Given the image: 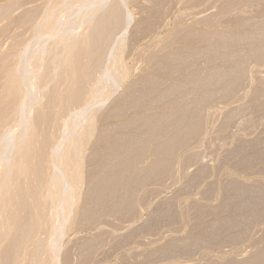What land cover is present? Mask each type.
<instances>
[{
	"label": "rangeland",
	"instance_id": "obj_1",
	"mask_svg": "<svg viewBox=\"0 0 264 264\" xmlns=\"http://www.w3.org/2000/svg\"><path fill=\"white\" fill-rule=\"evenodd\" d=\"M47 1L0 0V99L5 92L3 88L7 83V74L12 68L15 67L17 71L22 67L26 73L25 68L30 67L32 73L31 59L41 51L44 53V42H51L47 48L54 49L55 45L53 47L51 44L56 41L54 38L60 37L46 36L50 39L43 37L46 38L44 41V34L41 33L43 28L37 26V23L44 27V17L50 13L52 15L62 3H68L64 6L67 11L60 7L63 12L58 9L59 11L53 13L54 18L64 13L61 25L64 24L62 26L70 30L68 23H73V31L77 29L86 36L84 38L88 37L86 41L92 38L93 33L90 31L94 30L93 26H97L104 16L111 14L110 23L115 25L111 23L106 29L103 34L107 38L102 35L105 40L99 39V50L95 48L93 57L87 61L91 72L88 85L95 86L96 94L99 88L106 92H99L100 96L103 93L101 98L97 97L95 102L92 101L96 104L106 99L100 105L95 106L89 102L90 106H95L92 109L85 105L88 102H66L57 106L52 102V83L48 87L43 86L44 89L41 86L34 88V83L28 84L27 91V84L24 86L26 89L22 88L25 94L23 96L32 101L25 97L27 106L24 104L22 113H27L30 117L21 113L22 117L30 118L29 120L32 118L31 121L34 122L36 107L48 114V122L42 126V132L38 129V141L48 165L52 166L62 159L58 156L59 151L61 152L58 148L60 143L63 145L66 140L73 142L74 147L71 148L74 152L81 153L76 155L82 160L72 153V149L70 157L69 153L66 156L71 159L74 154L72 156L75 158L72 157L71 160L75 162L77 159L81 163L76 162L81 166L78 170L77 163H73L74 166H71L76 165L77 170L72 168L71 172L69 169L71 174L67 173L69 175L66 177L71 178L81 170L79 175L82 180L80 178L81 181L77 182L78 189L76 184H73L75 189L70 185L75 190V197L67 181L64 184L66 177L61 175V190L68 191L69 186L71 195L74 196L72 199H75V207L71 208L72 199L68 203L72 213L70 209L67 215L71 220H66V213L61 212L63 207L55 201L58 186L54 184L52 177L44 172L41 175L45 179L41 181L39 175L30 174L25 177L26 182L33 187L41 186L43 194L45 193L42 201L46 200L45 197L47 200L42 204L47 206L46 209L43 207L47 215L44 213L41 223L44 224L43 229L46 228L47 221L51 226L49 228L47 224V235L41 229L36 235L40 237H36L39 240L32 241L36 243L34 248L41 245L40 243H43L42 247L44 244L47 247H40L37 256L32 260V242H28L29 245L26 243L18 253L21 255L16 264H264V0H86L87 3L85 0ZM90 3L93 9L89 7ZM75 4L79 8L85 6L83 11L78 10V7L77 10L73 9ZM94 9L97 13L95 12L91 28L90 25L79 27L77 19L80 21V18ZM69 15L72 18L75 16L71 18L72 22ZM35 29H39L40 33ZM38 33L42 39H38ZM16 49L21 53L26 49L28 51L26 50L27 54H21ZM14 52H18L17 62L14 61L16 56L12 55ZM24 56L26 61L23 60ZM19 57L30 66H25L22 60L18 61ZM117 58L121 59V63ZM123 70L126 74L124 76ZM25 76L24 74L25 83H29L30 79L27 81L26 78L32 79V75ZM55 82L56 80L53 84ZM147 83L150 86L154 84V88ZM55 84L53 87L58 86L57 89L64 92L70 82L57 80ZM23 85L24 81L22 87ZM30 86L38 93L30 91ZM28 102L35 105L32 111ZM81 105L84 108L86 106L87 113L94 117L82 112L85 113L82 116L86 117L82 120L79 109H82ZM87 108L91 110L88 112ZM87 116L89 119L94 118V121H90ZM7 118L9 123L6 120V126L1 127L2 129H12L15 124L17 127L21 125L19 132L23 130L25 136L29 135L30 129L23 124L25 121H21L24 118L18 117V121L12 114ZM68 119L71 122L76 119L77 125H74L75 121L73 124L69 121L70 126L65 125ZM137 120L142 122H136ZM71 125L75 128L72 129ZM86 125L91 129L93 125V134L86 137L80 145L75 138L82 134L80 132L86 131ZM67 126L72 130L67 129ZM1 128L0 132H3ZM13 129L12 134L16 132ZM6 130V137H1L3 142L0 138V156L5 155L2 158H7L6 161L10 159L7 163L14 164L17 162L15 159L19 161L15 157V147L18 148L19 145L16 137L18 130L16 129L13 136L9 132L8 135ZM66 132L70 135L75 132V138L73 135H69V138ZM10 135L16 139L15 142L12 138L10 140ZM4 138L7 140L4 141ZM175 138H179V142ZM12 144L16 146L13 147ZM128 145L133 148H128ZM78 146L82 151L76 150ZM12 149L15 155H12ZM8 152L12 153L11 156ZM53 153L58 154V158L55 155L53 157ZM126 160L133 163H126L125 166L123 164ZM1 161L0 170L3 169L5 160ZM37 161V158L32 159V163ZM21 164L26 165V162L22 161ZM45 181H48L51 189L47 183L45 186ZM114 181L115 183H111ZM109 185L111 188H108ZM47 186L49 189H46ZM105 191L107 195L103 197ZM51 197L53 201H50ZM47 201L58 204L56 206L61 208L59 212V207L55 208V204L49 203L54 206L53 209ZM55 217H59L57 221L54 220ZM63 218L66 222L61 221ZM54 228H60L57 229L58 233L56 231L54 234ZM50 244L54 245L53 248ZM47 248L52 249L46 253Z\"/></svg>",
	"mask_w": 264,
	"mask_h": 264
},
{
	"label": "bare ground",
	"instance_id": "obj_2",
	"mask_svg": "<svg viewBox=\"0 0 264 264\" xmlns=\"http://www.w3.org/2000/svg\"><path fill=\"white\" fill-rule=\"evenodd\" d=\"M49 1V0H48ZM47 1V2H48ZM57 1H59L60 2V0H57ZM57 1H55L56 3H57ZM62 1V0H61ZM64 2H65V0H63ZM71 1V0H70ZM86 1V0H85ZM97 1V0H96ZM100 1V0H99ZM51 2V1H50ZM69 2V1H68ZM79 2H84V0H80ZM90 2V1H89ZM92 2V1H91ZM94 2V1H93ZM28 3V2H27ZM55 3V4H56ZM62 3V2H61ZM61 3H59V4H61ZM86 3H87V1H86ZM85 3V4H86ZM64 3H62V6L64 7H66V4H68V3H66L65 2V5H63ZM72 4V3H71ZM70 4V5H71ZM78 4H80V3H78ZM77 4V5H78ZM84 4V5H85ZM24 5V4H23ZM46 5V4H45ZM48 5H50V4H48ZM58 5V4H57ZM76 5V4H75ZM74 5V6H75ZM75 6V7H73V9L75 8V10H77L76 8L78 7L79 8V5L78 6ZM81 5H83V4H81ZM83 5V6H84ZM89 5H91V3L89 4ZM53 6V5H52ZM56 6V5H55ZM59 6V5H58ZM62 6H60L61 7V9H64V10H66L65 9V7L63 8ZM72 6V5H71ZM88 5H86V7H87ZM93 6H95L94 4H93ZM60 7L58 8L59 10H60ZM69 7V6H68ZM85 7V6H84ZM84 7H82V6H80V8L78 9V10H81V11H83L82 9L84 8ZM89 7H91L92 8V5L91 6H89ZM57 8H55V9H57ZM71 8V7H70ZM57 9V10H58ZM87 9V8H86ZM93 9V8H92ZM47 10V9H46ZM52 9H50V11H51ZM56 10V11H57ZM58 10V11H59ZM15 11V10H14ZM25 11V10H24ZM54 11V10H53ZM55 11V12H56ZM61 11V10H60ZM67 11V10H66ZM69 11V10H68ZM100 11V10H99ZM46 12V11H45ZM55 12H53V13H55ZM61 12H63V11H61ZM65 12V11H64ZM74 12V11H73ZM80 12V11H79ZM88 12V11H87ZM95 12L97 13V11H95V9H94V11L92 10V11H90V12H88V13H86V15L85 16H83V18H80L81 20L79 21L78 19H77V21H78V24H80L79 25V27L81 26H89L90 25V28H91V25H92V21L94 20L93 18H95L94 16H95ZM105 12V11H104ZM109 12H110V10H109ZM42 13V12H41ZM53 13H52V15H51V13L49 14V15H47V17L45 18L44 17V19H45V22H42L43 24H44V27H43V25L42 26H40V25H38V23H37V26H39L40 28H43V30H41V33L42 34H44V35H42V38L43 37H50L51 38V36H52V38H54L55 36H58V37H60V38H57L56 37V39L54 38V40H56L54 43H53V40L51 39L50 41H52V43L53 44H51V45H53V47H54V45H55V47H54V49L52 48V50L50 51L49 50V48H51V47H48L47 48V46H48V43H46L45 44V39L47 38H43L44 39V53L41 51V53L39 52V53H37V54H35L34 56H33V54H34V52H33V54H32V56H29V57H32V62H31V64L30 65H32V73L30 72V65H29V63H25L24 61H26L27 59H26V57L24 56L23 57V60L22 59H20V57H19V59H18V61L20 60H22L23 62H24V64H25V66L27 65L29 68H25L22 64H21V66H23L24 68H25V70L27 69V72L25 73L24 72V69L22 68V67H19V69L20 68H22V69H20L21 71H23L22 73H21V71L18 69L17 71H16V68L14 69V68H12L13 70H11L8 74H7V83H6V85H4L5 86V88H3V90L5 91L4 92V94L2 95V97H1V99H0V128L1 127H3L4 125L6 126V123L4 124V122L7 120H9V118H7L8 117V115L10 116L11 114L12 115H14L15 116V118L17 117H20V119L21 118H24V120L23 119H21V121L23 122V121H25V122H23V124L24 125H26L29 129H30V133H29V135H27V136H25L24 134H23V130H21V133L19 132V127H21V125L20 126H18L17 127V125L15 124L16 122H14L13 121V123L15 124V126L13 127V128H15V130L14 131H16L17 132V130H18V135H19V137H18V135H16V137H17V139L19 140V142L18 141H16V142H18L19 143V145H18V148L17 147H15L16 145H14L13 146V144H15V143H13L12 144V146L13 147H15V149H17L16 150V154H17V156L15 155V151L12 149L11 150V152H13V154L12 155H15V157L17 158H19V161H18V159H15L17 162L16 163H14V164H12V163H7V162H9L10 161V159H9V161H6V159H4V158H2V156H5V155H3L2 154V156H0V158H1V160H5L4 161V163H7V164H2V165H4V166H2L3 167V169L2 170H0V172H1V174H0V189H1V195H0V199H1V201H2V204H1V201H0V264H16L17 263V261L19 260V259H17V258H19V255H21V254H19L18 255V253H20L19 251L22 249V247L24 246V245H26V243H28V242H32V241H35L36 239H38V238H40V237H38V236H36L37 235V233L41 230V229H43V226H44V224L42 225V219L41 218H43V216H44V213H45V210H44V208L46 209V207L47 206H43V204L42 203H44V202H46V200H47V197H45L46 198V200H44V202L42 201L43 199H42V197H44L43 195L45 194H43V190L40 188V187H33V186H31L28 182H26L25 181V177H27V175H30V174H34L35 176H37V175H39V179H40V181L41 180H44L43 179V177H42V173L44 172L46 175H50L51 177H52V179H53V181H54V184H57V186H58V191L56 192V194H57V196H56V198L54 197V195H55V193H54V195H53V197L56 199H54L56 202H59V206L61 207H63V209H62V213L63 212H65L64 214L66 215H64L65 217H66V220H67V218H68V215H67V213L69 212V210L75 205V204H73L75 201V199H72V198H74V196L76 197L77 195L75 194V188H74V185H75V187L78 185L77 184V182L79 181H81L82 180V178L80 177V175H81V170H80V173H79V171L78 172H76L77 173V175L75 174V176L73 175L71 178H69V177H66V175H69V174H67V173H70V172H68V170L69 171H71V172H73L72 170V168H75V170H77L76 169V167L78 166V170H79V167L81 166V165H79L77 162H80V161H77V159L75 160V162H74V160H71L72 159V155H74V154H72L71 155V159H69L67 156V153H69V157H70V153H71V149L73 150V152L72 153H75V156H77L78 157V159H81V158H79V156L78 155H76V153H78V151H76V152H74V149L73 148H71V147H74L73 146V142L72 143H69V141L68 140H66V139H68V137H69V135L70 134H68V132H66L67 134V138L65 139L67 142H65V143H63V145H61V143H60V147H58V148H60L59 150H61V152L59 151V153H60V155H58V154H52L53 155V157H54V155L55 156H60V158H62L59 162H58V160H57V163H55L54 165H52V166H49L48 165V160L46 159V157H45V155H44V151H43V148H42V146L40 145V143H39V141H38V135L42 132V126L44 125V124H46L48 121H47V113L45 112V111H43L41 108H39V107H36L35 108V112H36V119H35V121L34 122H32L31 120H32V118H31V120H29L27 117H22V114L23 115H27L28 117H30V115H28L27 113L26 114H24V113H22L23 112V109H22V107L24 106V104H26L27 103V101H26V103H25V101L24 100H26L25 99V97L23 96V95H25V94H23V90H22V88H24V86H25V84H27V89L26 88H24V89H26L25 91H27L28 90V84H30V83H34L35 84V86L36 87H34V88H36L37 89V86H41L43 89L46 87V85H47V87L48 86H50L49 84L50 83H52V88H53V91L51 90V92H52V102L55 104V105H57V106H60V105H62V104H64V103H66V102H69V103H72V104H85L84 102H88L87 104H85V105H87L88 107H95V106H97V105H100L99 103H101V102H103V101H105V100H103V101H101V102H99V103H94L95 102V100H96V98L98 97H100L101 98V96L103 95V93H102V95L100 96L99 94L103 91V90H101L100 91V88H99V92H98V94H96L95 93V86L94 87H90L89 85H88V82H89V79H90V76H91V72H90V69H89V66H88V60L90 59V58H92L93 57V51L95 50V48L96 49H98L97 48V44H98V41L100 42V38H102L103 36H105L103 33L105 32L106 33V29H108L109 27H110V24L111 23H113V22H111L110 23V20H112V17H110V16H112L110 13V15H107V16H104V18L102 19V20H100V22L97 24V26H93L94 27V30H92V31H90V32H92L93 33V36H92V38L90 39L91 41L89 42V39H88V41H86L87 40V38H84V37H86V36H83V34H80L79 33V31L76 29V28H74V29H76V30H74L75 32H77L76 34H75V32L73 31V26L74 25H72L71 23H68V21H67V18L65 19L67 22L66 23H68V25L69 26H71V28H70V30L69 29H65L63 26H64V24H62L61 25V21H62V14H64V13H60V12H57V13H60L61 15L60 16H57V18H54V15H53ZM67 13V12H66ZM78 13V12H77ZM5 14V13H4ZM29 14V13H28ZM80 15H81V12L79 13ZM83 14H85V13H83ZM105 14V13H104ZM32 14H30V16H31ZM56 15H59V14H56ZM55 15V16H56ZM68 15V14H67ZM101 15V14H100ZM35 16V15H34ZM97 16V15H96ZM29 17V16H28ZM40 17V16H39ZM16 18V17H15ZM27 18V17H26ZM68 18H70V20H71V18H72V16L70 17V15H69V17ZM73 18H75V16L73 17ZM72 18V19H73ZM111 18V19H110ZM43 19V18H42ZM20 20V19H19ZM14 21V20H13ZM17 21V20H16ZM27 21V20H26ZM71 22H72V20H71ZM108 22H109V24H108ZM27 23V22H26ZM40 23H41V21H40ZM64 23V22H63ZM77 22H76V20H75V22H74V24H76ZM114 25H115V23H113ZM112 24V25H113ZM66 25V24H65ZM94 25V24H93ZM95 25H96V23H95ZM108 25V26H107ZM37 26H35V27H37ZM69 26L67 27V28H69ZM76 27H77V24L75 25ZM20 27V26H19ZM38 27V28H39ZM66 27V26H65ZM92 27V28H93ZM96 27V28H95ZM11 28V27H10ZM15 28V27H14ZM37 29H35V31H36ZM35 31H33V32H35ZM39 33H40V31H39V29L37 30ZM85 31V30H84ZM38 33V35H40ZM80 35H79V34ZM2 34V33H1ZM59 34H61V35H59ZM86 35V34H85ZM89 35H91V34H89ZM103 35V36H102ZM107 35V34H106ZM214 35V34H213ZM252 35V34H251ZM5 36H6V34H5ZM24 36V35H23ZM54 36V37H53ZM36 37H38L37 36V34H36ZM106 37V36H105ZM109 37V36H108ZM218 37V36H217ZM5 38V37H4ZM41 38V35H40V38H38V39H42ZM50 38H47V39H50ZM104 38V37H103ZM102 38V39H103ZM107 38V37H106ZM241 38V37H240ZM248 38V37H247ZM34 39V38H33ZM233 39V38H232ZM243 39H245V38H243ZM37 40V39H36ZM103 40H105V39H103ZM107 40V39H106ZM222 40V39H221ZM238 40V39H237ZM248 40V39H247ZM47 41V40H46ZM219 41V40H218ZM251 41V40H250ZM39 42V41H38ZM37 42V43H38ZM104 42V41H103ZM236 42V41H235ZM17 43V42H16ZM51 43V42H50ZM49 43V44H50ZM107 43V42H106ZM248 43V42H247ZM256 43V42H255ZM41 45H42V43H40ZM103 44H105V43H103ZM16 45V44H15ZM38 45H39V43H38ZM50 45V46H51ZM101 45V44H100ZM237 45V44H236ZM239 45V44H238ZM215 46V45H214ZM26 47V46H25ZM25 47L23 48V49H25ZM122 47V46H121ZM256 47V46H255ZM29 49H31L30 48V46L28 47ZM27 48V49H28ZM40 48H42V46L40 47ZM26 49V50H27ZM46 49H48V50H46ZM16 50H18V52L19 53H21L20 52V50L19 49H16ZM26 50L24 51H22V53L21 54H23V53H25V54H27L26 53ZM48 51V52H46V51ZM99 50V49H98ZM120 50V49H119ZM211 50V49H210ZM28 51V50H27ZM30 51V50H29ZM32 51H33V49H32ZM96 51V50H95ZM121 51V50H120ZM18 52H14L12 55L15 57L16 56V59L14 60V61H16L17 60V57H18V55H17V53ZM37 52V51H36ZM97 53V52H96ZM10 54V55H11ZM115 54V53H114ZM6 56V55H5ZM23 56V55H22ZM115 56V55H114ZM245 56V55H244ZM243 56V57H244ZM10 57V56H9ZM117 57H119V56H117ZM113 58V57H112ZM120 58V57H119ZM119 58H117L118 60H119V62H120V60L121 59H119ZM26 59V60H25ZM117 59H116V61H117ZM173 59V58H172ZM21 61V62H22ZM175 61V60H174ZM17 62V61H16ZM28 62V61H27ZM240 62V61H239ZM121 63V62H120ZM17 64H19V63H17ZM119 65H121V64H119ZM18 67V66H17ZM116 67H118V66H116ZM120 67L121 66H119V69H120ZM118 69V68H117ZM231 69V68H230ZM29 70V71H28ZM221 70V69H220ZM232 70V69H231ZM18 71H20V72H18ZM121 72V71H120ZM119 72V73H120ZM218 72H219V70H218ZM239 72V71H238ZM123 75L122 76H124V75H126L125 74V72H124V70H123ZM235 73V72H234ZM24 74L26 75V76H28V74H31L32 76V79L29 77V78H26L27 79V81L30 79V81H29V83H25V78L23 77L24 76ZM121 74V73H120ZM4 75H6V74H4ZM116 76H117V74H115ZM213 75V74H212ZM234 75V74H233ZM245 75V74H244ZM25 76V77H26ZM217 76V75H216ZM228 76V75H227ZM242 76V75H241ZM215 77V76H214ZM1 78V77H0ZM5 78H6V76H5ZM4 78V79H5ZM114 78V77H113ZM123 78V77H122ZM121 79V78H120ZM124 79H126V78H124ZM235 79V78H234ZM31 80L33 81V82H31ZM56 80V82H57V80L58 81H65V80H69V82H70V84H67L66 86H68V88H65L64 90V92L62 91L61 92V90L59 91L57 88H58V86H57V88L56 87H53V85H55L56 86V82L53 84V81H55ZM123 80V79H122ZM213 80V79H212ZM222 80V79H221ZM236 80V79H235ZM23 81H24V85H23V87H22V84H23ZM224 81V80H223ZM232 81V80H231ZM230 81V82H231ZM151 82V81H150ZM195 82V81H194ZM213 82V81H212ZM211 82V83H212ZM214 82H217L215 79H214ZM58 83H60V82H58ZM67 83V82H66ZM154 83H155V81H154ZM198 83V82H197ZM200 83V82H199ZM235 83V82H234ZM234 83H233V85H234ZM3 84V83H2ZM33 84V85H34ZM65 84V83H64ZM148 84V83H147ZM153 84V83H152ZM156 84V83H155ZM59 85V84H58ZM60 85H61V83H60ZM115 85V84H114ZM149 86H150V84H148ZM148 85H146L147 87H149ZM154 85V84H153ZM150 86V87H153L154 88V86ZM212 85V84H211ZM229 86H230V84H228ZM241 85V84H240ZM43 86H45V87H43ZM62 86V85H61ZM65 86V87H66ZM97 86V85H96ZM156 86V85H155ZM216 86V85H215ZM220 86V85H219ZM31 87V86H30ZM33 87V86H32ZM32 87L30 88V89H32ZM39 87H38V90H40L41 91V89H39ZM63 87H64V85H63ZM146 87V88H147ZM159 87H160V85H159ZM231 87H232V83H231ZM231 87L229 88V89H231ZM55 88V89H54ZM157 88H158V86H157ZM36 89H32V90H30V91H36ZM51 89V88H50ZM101 89H102V86H101ZM104 89H106V86L104 87ZM149 88H147V90H148ZM151 89V91H152V88H150ZM158 89H160V88H158ZM157 89V90H158ZM174 89V88H173ZM176 89V88H175ZM200 89V88H199ZM225 89V88H224ZM47 90H49V88L47 89ZM97 90V89H96ZM129 90H131L132 91V89H129ZM154 90V89H153ZM156 90V91H157ZM161 90V89H160ZM24 91V93H26ZM39 91V92H40ZM173 91H175V90H173ZM37 92V91H36ZM35 92V93H36ZM47 92V91H46ZM97 92V91H96ZM104 92V91H103ZM149 92V91H148ZM153 92V91H152ZM160 92V91H159ZM3 93V92H2ZM28 93V92H27ZM34 93V92H33ZM38 93V92H37ZM48 93V92H47ZM46 93V94H47ZM104 93H106V92H104ZM146 94H147V92H145ZM157 93V92H156ZM229 93V92H228ZM44 94H45V92H44ZM151 94V93H150ZM164 94V93H163ZM43 95V94H42ZM97 95H99V96H97ZM106 95V94H105ZM143 95V94H142ZM142 95H141V99L143 98L142 97ZM161 95H162V93H161ZM33 96L34 97H36L34 94H33ZM107 96H108V93H107ZM110 96V95H109ZM39 97V96H38ZM37 97V98H38ZM27 98V97H26ZM36 98V99H37ZM99 98V99H100ZM137 98V97H136ZM39 99H40V97H39ZM27 100H30V98H27ZM38 100V99H37ZM34 101H35V99H34ZM33 101V102H34ZM92 101H94V102H92ZM30 102H32L31 100H30ZM89 102H91V104L93 105V103H94V105L95 106H90V104H89ZM39 103V102H38ZM28 104H29V102H28ZM31 104H33V105H30V108H31V110L30 111H32V107L33 106H35V105H37V103H36V101H35V105H34V103H31ZM25 106H27V104L25 105ZM24 106V107H25ZM39 106V105H38ZM81 107H82V105H81ZM198 107V106H197ZM85 108H86V106H85ZM84 108V106L82 107V109L84 110L85 109ZM90 108H87V109H89L88 110V112L92 109H90ZM26 109H27V107L25 108V111H26ZM28 109H29V106H28ZM80 110H81V113L82 112H86L87 113V111H86V109H85V111H82V109L81 108H79ZM121 109V108H120ZM122 110V109H121ZM198 110V109H197ZM24 111V112H25ZM28 112H29V110H27ZM79 111V110H78ZM78 111H76V113H77V115L79 116L80 114H78L79 112ZM199 111V110H198ZM200 111H201V109H200ZM193 112V111H192ZM22 113V114H21ZM75 113V114H76ZM31 114H32V112H31ZM85 115V113H82L80 116H82V115ZM88 114V113H87ZM93 114V113H92ZM196 114V113H195ZM90 115H91V113H90ZM89 114H88V116H90ZM190 115V114H189ZM77 116V117H78ZM88 116H87V118H88ZM92 116V115H91ZM32 117V116H31ZM35 117V116H34ZM33 117V118H34ZM77 117H76V119H77ZM83 117H85V116H82V118ZM92 117H94V116H92ZM86 118V117H85ZM90 118V117H89ZM88 118V119H89ZM197 118H199V117H197ZM20 119L18 118V121H20ZM28 119V120H27ZM75 119V120H76ZM81 119V118H80ZM88 119H86V121L88 120ZM93 119V120H92ZM140 119V118H139ZM152 119V118H151ZM150 119V120H151ZM189 119V118H188ZM75 120H73V121H75ZM82 120H85L84 118L82 119ZM90 121L92 120V122L94 121V118H91V119H89ZM162 120V119H161ZM6 121V122H7ZM70 120L68 119V121L65 123V125H67L68 124V122H69ZM72 121V122H73ZM141 122H142V120H140ZM139 120H137L136 122H140ZM149 121V120H148ZM162 121H164V120H162ZM71 122V121H70ZM70 123V124H73V123ZM76 122V121H75ZM79 122H80V120H79ZM165 122V121H164ZM8 123H9V121H8ZM7 123V124H8ZM12 123V124H13ZM77 123L78 122H76V123H74V125H77ZM84 123V122H83ZM88 122H86V124H87ZM95 123V122H94ZM93 123V125H94V127H95V124ZM133 123V122H132ZM148 123V122H147ZM149 123H152V121L151 122H149ZM148 123V124H149ZM200 123V122H199ZM11 124V125H12ZM19 124V123H18ZM70 124H68L69 126H70ZM90 124V123H89ZM88 124V125H89ZM23 125V126H24ZM80 125V124H79ZM78 125V126H79ZM93 125H92V129H91V127H89L88 126V128H87V125L85 126V130L86 131H82V132H80V133H82L81 135L80 134H78V137H77V135H76V138L74 137V135H75V132H74V135L72 134V132L74 131H72L71 132V134L73 135V138H75V140L76 139H78V143L81 145V142L86 138V137H89L91 134H93L92 132H93V130H94V127H93ZM128 125H129V123H128ZM134 125V124H133ZM8 126V125H7ZM25 126V127H26ZM78 126H76V127H78ZM83 126V125H82ZM130 126V125H129ZM145 126V125H144ZM143 126V127H144ZM150 126V125H149ZM65 127V126H64ZM71 127H72V129H74L73 128V126L71 125ZM71 127H68L67 126V129L68 128H70L71 129ZM80 127V126H79ZM140 127V126H139ZM191 127V126H190ZM7 128V127H6ZM11 128V127H10ZM9 128V129H10ZM22 128V127H21ZM40 128V130H38ZM189 128V127H188ZM4 129V130H3ZM1 128V130L3 131V132H0V133H2L1 135H0V138L3 136V137H6V136H4L5 134V127L4 128ZM7 129L6 131V133L8 134V132H9V134L12 132V129ZM17 129V130H16ZM71 129V130H72ZM77 129V128H76ZM80 130H81V127H80ZM188 130V129H187ZM13 131V132H14ZM38 131H40V133L38 134ZM69 131V130H68ZM77 131H79V130H77ZM190 131V130H189ZM195 131V130H194ZM16 132H14V133H16ZM13 133V134H14ZM8 134V135H9ZM13 134L11 133V135L13 136ZM188 134V133H187ZM186 134V135H187ZM11 135H10V140H12L13 138L11 137ZM66 135L65 136H63V137H66ZM72 135H70V137H72ZM80 135V136H79ZM178 136V135H177ZM9 136H7V138H8ZM69 137V138H70ZM134 137V136H133ZM180 137V136H179ZM12 138V139H11ZM134 138H136V137H134ZM177 138V137H176ZM174 139V140H178V139ZM186 138V137H185ZM133 139V138H132ZM173 139V138H172ZM180 139H181V137H180ZM4 141L5 140H7V139H3ZM10 140H8V141H10ZM14 140H16V139H13V142H15ZM71 140H72V138H71ZM74 140V139H73ZM72 140V141H73ZM130 140H131V138H130ZM134 140V139H133ZM136 140H137V138H136ZM135 140V141H136ZM75 141V143H77ZM170 141V140H169ZM1 142H3L2 141V138H1ZM12 142V141H11ZM133 142V141H132ZM177 142V141H176ZM175 142V143H176ZM178 142H179V140H178ZM6 143H8L7 141H6ZM136 143H137V141H136ZM10 144V143H9ZM17 144V143H16ZM135 143H133V145H134ZM172 144V143H171ZM58 145V144H57ZM79 145V146H80ZM7 145H5V147H6ZM11 146V147H12ZM78 146V149H76V150H79V151H82V149L80 148ZM129 146L130 145H128V148H129ZM132 146V145H131ZM130 146V147H131ZM173 146V145H172ZM8 147V146H7ZM9 147H10V145H9ZM61 147H62V149H61ZM54 148V149H55ZM131 148H133V147H131ZM6 149H8V148H6ZM5 149V151H8V150H6ZM81 149V150H80ZM120 149H121V147H120ZM137 149V148H136ZM170 149V148H169ZM125 150H127V149H125ZM131 150V149H130ZM141 150V149H140ZM4 151V150H3ZM4 151V152H5ZM132 151H133V149H132ZM10 152V151H9ZM9 152H8V154H9ZM53 152V151H52ZM55 152V151H54ZM129 152H131V151H129ZM0 153H2V151L0 152ZM6 153V152H5ZM4 153V154H5ZM80 153V152H79ZM78 153V154H79ZM135 153H136V151H135ZM137 153H138V151H137ZM11 154H9L10 156H11ZM81 154V153H80ZM139 154H140V151H139ZM67 155V156H66ZM58 156H57V158H58ZM75 156L73 157V159L75 158ZM50 157V156H49ZM52 157V158H53ZM67 157V158H66ZM76 157V158H77ZM80 157H82V156H80ZM140 157V156H139ZM13 158V157H12ZM11 158V161L13 162V159ZM33 158H37L38 159V161L36 162V163H32V159ZM51 158V159H52ZM56 158V157H55ZM54 158V159H55ZM130 158V157H129ZM137 158V157H136ZM50 159V160H51ZM0 160V162H2ZM73 161V162H71V161ZM82 160V159H81ZM131 160V159H130ZM22 161L24 162H26V165L25 164H21L20 165V162L22 163ZM54 161V160H53ZM77 161V162H76ZM127 161V160H126ZM55 162V161H54ZM54 162H52V163H54ZM130 163L132 162V161H129ZM128 161L127 162H125V164H123V165H125L126 166V163H129ZM72 163V164H71ZM73 163H77L76 165H75V167H72V166H74L73 165ZM81 163V162H80ZM133 163V162H132ZM72 165V166H71ZM128 165H130V164H128ZM0 166H1V164H0ZM70 166H71V168H70ZM122 166V165H121ZM159 166V165H158ZM155 167V166H154ZM1 168V167H0ZM122 168H123V166H122ZM153 168V167H152ZM156 168V167H155ZM158 168V167H157ZM107 170V169H106ZM123 170V169H122ZM122 170H121V172H122ZM152 170H154V169H152ZM117 171V170H116ZM116 171H114L115 173H116ZM149 171H151V170H149ZM148 171V172H149ZM153 172V171H152ZM151 172V173H152ZM150 173V172H149ZM148 173V174H149ZM71 174V173H70ZM80 174V175H79ZM117 174H118V172H117ZM117 174H115V176H117ZM120 174V173H119ZM118 174V175H119ZM122 174V173H121ZM147 174V175H148ZM61 175H63L64 177H66V178H64V184H67V185H73V188L74 189H72V187H71V189H72V191H74L73 193L75 194L73 197H72V195H71V193H72V191H70L71 189H69L70 187L68 186V191H70V193L68 192V191H66L65 189L64 190H61V188H60V182L61 181H63V178H61L62 176ZM103 175V174H102ZM147 175H146V177H147ZM109 176V175H108ZM114 176V177H115ZM101 177V176H100ZM107 177V176H106ZM80 178H81V180H80ZM105 178V177H104ZM109 178H110V176H109ZM108 178V179H109ZM117 177H115V179H116ZM119 178V177H118ZM62 179V180H61ZM103 179V178H102ZM111 179V178H110ZM109 179V180H110ZM114 179V180H115ZM117 180V179H116ZM52 181V180H51ZM67 181V183H65ZM93 181H94V179H93ZM106 181H108L107 179H106ZM112 181H113V179H112ZM43 182V181H42ZM48 182V181H47ZM46 181H45V186H46V183H47ZM78 182V183H79ZM96 183H97V181H95ZM108 182H110V181H108ZM61 183H63V182H61ZM104 183H105V181H104ZM111 183H115V181L114 182H111ZM49 184H51L50 182H49ZM99 184V183H98ZM96 185L99 189H100V187H99V185ZM117 184H118V182H117ZM42 185V184H41ZM47 185H48V183H47ZM92 185H95V184H92ZM107 185V184H106ZM112 185V184H111ZM111 185H109L108 186V188L110 187L111 188ZM42 186H44V185H42ZM44 186V187H45ZM49 187H50V189H51V186L50 185H48ZM48 186L46 187V189L48 188ZM66 186V185H65ZM62 187V186H61ZM95 188V186H93V188H95V189H97L98 190V188ZM107 187V186H106ZM65 188V187H64ZM77 188V187H76ZM116 187L114 186V189H115ZM49 189V188H48ZM54 189V188H53ZM56 190H57V187L55 188ZM54 189V190H55ZM62 189H63V187H62ZM78 189V188H77ZM76 189V190H77ZM102 189V188H101ZM107 189V188H106ZM53 190V191H54ZM55 190V191H56ZM108 190V189H107ZM109 190H111V189H109ZM48 191V190H47ZM52 191V192H53ZM68 192V193H66V192ZM94 191V190H93ZM113 191V190H112ZM99 192H101V190H99ZM98 192V193H99ZM103 192H104V190H103ZM77 194H78V192H76ZM95 193H97V191H95ZM94 193V194H95ZM97 193V194H98ZM107 193H109V192H107ZM111 193V192H110ZM50 194H53V193H50ZM49 195V194H48ZM47 195V196H48ZM99 195H100V193H99ZM98 195V196H99ZM107 194H106V191H105V194H104V196L103 197H105ZM46 196V195H45ZM49 197V196H48ZM96 197V196H95ZM50 199V201H51V199H52V201H53V198L51 197V198H49ZM73 200V202H72V206H71V208L69 207V204L68 203H70L72 200ZM98 199V198H97ZM123 200V199H122ZM50 204L52 203V202H49ZM49 203H48V201H47V204L49 205ZM116 203V202H115ZM122 203H124V202H122ZM55 204V202L53 203V204H51V205H54ZM56 205H58V204H55V208L56 207H59V206H56ZM114 205V204H113ZM124 205V204H123ZM50 206V205H49ZM44 207V208H43ZM50 207H52V206H50ZM57 208V211L59 212V209H61V208ZM75 207V206H74ZM118 207V206H117ZM53 209H54V206L52 207ZM48 209H50L49 207H48ZM52 209V210H53ZM52 210H51V212H52ZM54 211V210H53ZM55 212L56 214H58V212ZM72 211V209L70 210V212ZM61 212H60V214H61ZM74 212V211H73ZM47 213H49V210L47 211ZM54 213V212H53ZM72 213V212H71ZM46 214V213H45ZM52 214V213H51ZM74 214V213H73ZM47 215V214H46ZM45 215V216H46ZM70 215V214H69ZM57 216V215H56ZM59 216V215H58ZM61 216H62V214H61ZM53 217H54V215H53ZM53 217L51 218V219H53ZM64 217V218H65ZM73 217V216H72ZM46 218H47V216H46ZM45 218V221L47 220V219H49L50 220V218H47L46 219ZM56 218V217H55ZM57 218H59V217H57ZM57 218L56 219H54V220H56L57 221ZM63 218V219H64ZM71 218V217H70ZM61 220V221H64V222H66L65 221V219L64 220ZM69 219V218H68ZM60 220V219H59ZM59 220H58V222H59ZM69 220H71V219H69ZM44 221V220H43ZM51 222H52V220H50ZM56 221H53V222H55L56 223ZM61 221H60V228H57V229H60L61 231L60 232H62V226H61ZM69 222V221H68ZM45 223H47L48 224V221L47 222H45ZM47 224H45V227L48 229V226H47ZM49 225V228H50V224H48ZM57 225V224H56ZM68 225V224H67ZM52 226H54V225H52ZM59 226V225H58ZM57 226V227H58ZM65 226H66V224H65ZM65 226H64V228H65ZM44 227V228H45ZM68 227V226H67ZM45 228V229H46ZM53 228V227H52ZM55 228H56V226H55ZM54 228V234L56 233V231H57V233H58V230L57 229H55ZM45 229H43V230H41V231H45V234L47 235L48 233H46V230ZM50 230H52V229H50ZM52 231V232H53ZM67 231V230H66ZM47 232H49V231H47ZM51 232V231H50ZM59 232V233H60ZM40 233V232H39ZM38 233V234H39ZM42 233V232H41ZM52 234V233H51ZM54 234H53V236H54ZM62 235H64V234H62ZM40 236V235H39ZM49 236V235H48ZM57 236H59V235H57ZM36 237H38V238H36ZM63 237V236H62ZM35 239V240H34ZM53 239V238H52ZM64 238H62V240H63ZM39 240V239H38ZM37 240V241H38ZM47 240V239H46ZM60 240V239H59ZM58 240V241H59ZM36 241V242H37ZM57 241V242H58ZM41 242V241H40ZM39 242V243H40ZM52 242V241H51ZM56 242V243H57ZM55 242H53V244H54ZM32 244V246L34 245L35 246V244L32 242L31 243ZM41 245H37L35 248H34V246L32 247V248H34L33 249V251L31 252L32 254H30L32 257H33V259L32 260H34V258L37 256V252H39V251H37L40 247H42V245H43V243H40ZM51 245L50 244V246L53 248V246L54 245ZM60 243H58V245H59ZM28 245H29V243H28ZM61 246V245H60ZM60 246H57V247H60ZM43 247H47L46 246V244H44V246ZM43 247H42V249H43ZM3 250H2V249ZM29 248H31V247H29ZM28 248V249H29ZM48 248H49V246H48ZM47 248V250L46 249H44V250H46L45 252L47 253V252H49V250L50 249H52V248H50V249H48ZM24 249V248H23ZM41 249V251H43ZM56 249H58V248H56ZM26 250V249H25ZM40 250V249H39ZM59 250V249H58ZM28 251V250H27ZM40 251V252H41ZM30 252V251H29ZM44 252V251H43ZM53 252H54V250H53ZM53 252H51V254H55V253H53ZM56 252V251H55ZM44 254V253H43ZM50 254V253H49ZM50 254V255H51ZM29 255V256H30ZM52 256H54V258H55V255H52ZM32 257H29V258H32ZM47 257V256H46ZM49 257V256H48ZM57 257H59V256H57ZM28 258V259H29ZM42 258V257H41ZM24 260V259H23ZM49 260H51L50 258H49ZM53 260H56V259H53ZM52 260V261H53ZM58 260V259H57ZM60 260V259H59ZM61 261H62V259H61ZM19 262V261H18ZM30 262V261H29ZM38 262V261H37ZM47 262H48V258H47ZM59 262V261H58ZM48 263H50V261L48 262ZM20 264V263H19ZM51 264H53V263H51ZM55 264V263H54Z\"/></svg>",
	"mask_w": 264,
	"mask_h": 264
}]
</instances>
